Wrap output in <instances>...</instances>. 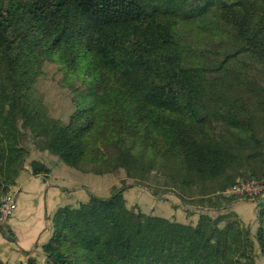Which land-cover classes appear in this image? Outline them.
<instances>
[{
    "label": "trees",
    "instance_id": "obj_1",
    "mask_svg": "<svg viewBox=\"0 0 264 264\" xmlns=\"http://www.w3.org/2000/svg\"><path fill=\"white\" fill-rule=\"evenodd\" d=\"M49 62L68 89L67 119L38 89ZM29 137L72 169L123 170L200 210L179 224L129 209L124 187L90 193L54 215L45 264H256L264 207L255 237L237 233L235 213L204 210H227L240 197L226 191L264 182V0H0V204Z\"/></svg>",
    "mask_w": 264,
    "mask_h": 264
},
{
    "label": "rangeland",
    "instance_id": "obj_2",
    "mask_svg": "<svg viewBox=\"0 0 264 264\" xmlns=\"http://www.w3.org/2000/svg\"><path fill=\"white\" fill-rule=\"evenodd\" d=\"M62 73L59 70L58 67V62L57 63H47L46 68L44 69V74L43 76L39 79L38 83V89L40 92L44 95L45 103L50 109L51 114L57 116V117H62V119H67L68 115V98L66 93V89L62 88L60 86V80H61ZM79 85L76 84L75 87H78ZM68 90V89H67ZM63 93V94H62ZM72 97H70V100L72 101ZM74 108V107H73ZM33 140L32 138H28L25 141V148L28 149L29 155L27 156L26 163H25V169L22 171L24 172H29L32 174V167L31 164L34 161H38L47 168L50 169V173L48 175H41L43 178H49L51 175L52 169H55L57 166L60 164L64 163L60 158L52 155L49 152H42L39 149H37L34 144L32 143ZM154 167L153 163L147 162L146 163V168L147 170L152 171ZM21 173V174H22ZM61 175L65 179V182L68 183H73L72 186L68 187L67 192L65 197L67 198L66 201H63L60 206L54 210L53 214L50 216L49 219V227L51 228V237L53 235V218L54 215L60 210L68 206H72L75 208H79L80 204L83 203L81 201L80 197L79 200L75 197V193L78 191H82L81 189H85V193L87 192L88 194L92 193L95 194L96 196L102 197V198H109L111 197L118 189H121L124 187V196L127 201V206L129 209L134 210L136 212H142L146 215H153V216H159L162 218H166L169 221L176 222L179 224L187 223L188 225H194L197 222H194L197 220V218L200 217V213L198 211V207L189 205V204H184L181 199L176 197L175 195L172 194H162L159 197L153 196L151 192H149L146 188L142 187L140 184L137 182H134L132 180H129L127 178V175L123 170L114 173V174H107V175H97L100 176L94 177L93 175H87L84 173L77 172L75 173L74 171H66V170H61ZM21 176V175H20ZM20 178V177H19ZM19 180V179H18ZM56 182L57 180H53ZM80 182V183H79ZM242 182L240 184L247 183ZM18 183V181H17ZM239 184V185H240ZM251 184V183H249ZM262 185L261 183H259ZM247 185V184H246ZM17 186V185H16ZM13 186L8 194L3 197L1 200L0 204V225L3 226L7 224L8 220L12 216L13 212L11 215L7 216L4 218V215L1 214V206L4 204V200L7 198H10V200L14 201L17 196V190H15V187ZM241 186V185H240ZM249 194L245 192V194H234L231 196H238L240 198H246V196H249L252 201L258 202V207H259V212L262 210L264 207V191H254L256 190L255 188H250ZM230 197V196H227ZM39 200L41 202H44V194L42 197H39ZM61 202V200H60ZM88 201L84 202L87 203ZM180 210V211H179ZM206 213H211L213 217H222L225 216V218L231 214L230 212H226V214L221 215V211H214V210H204ZM213 212V213H212ZM216 212L219 214L216 217ZM196 215V218L194 219L193 216ZM224 218V217H222ZM240 220L242 227L239 228L237 233H240L243 228L250 229L251 232L253 230L252 235L255 237L261 224L258 223L254 224V229L252 227H247L243 224V222ZM244 226V227H243ZM49 239V240H50ZM48 243V241L46 242ZM45 243V244H46ZM43 247H41L40 251H37V253L32 254L31 256H28L24 258L21 262L18 264H26L29 262L30 259H34L36 264H45L46 263V256L43 252ZM256 264H264V257L261 254V251L258 246H256ZM4 264H10L8 261H3L0 259ZM11 264H15L12 262Z\"/></svg>",
    "mask_w": 264,
    "mask_h": 264
},
{
    "label": "crops",
    "instance_id": "obj_3",
    "mask_svg": "<svg viewBox=\"0 0 264 264\" xmlns=\"http://www.w3.org/2000/svg\"><path fill=\"white\" fill-rule=\"evenodd\" d=\"M63 169L75 173L80 172L62 163L52 169L49 178H43L41 175L35 176L29 172L21 174L15 187L17 196L13 214L7 224L2 226L3 231L0 230V259L8 261L10 264L12 262L18 264L24 258L40 251L41 247L49 241L51 237L50 216L63 201H66V189L73 185V183L65 182L61 175ZM93 176L100 178V176ZM55 179L56 182L53 181ZM85 189L82 188V191L75 193L77 195L75 197L78 200L80 197L83 203L89 199V194L85 193ZM43 194L44 202H41L39 197L41 198ZM258 205L256 201L240 198L231 203L228 209L221 211L220 214L235 213L245 226L254 229V224L259 221ZM197 212L200 213V210ZM215 215L217 217L219 214L216 212ZM193 218L195 219L196 215ZM198 220L199 218L194 222H198Z\"/></svg>",
    "mask_w": 264,
    "mask_h": 264
},
{
    "label": "built area",
    "instance_id": "obj_4",
    "mask_svg": "<svg viewBox=\"0 0 264 264\" xmlns=\"http://www.w3.org/2000/svg\"><path fill=\"white\" fill-rule=\"evenodd\" d=\"M251 183V184H249ZM259 183H261L262 185H260ZM247 184V185H246ZM241 185V186H240ZM237 186H234L232 188H230L228 191H226L224 193L225 196H231L234 194H245L251 191L250 188H255L256 190L254 191H264V182H256V181H249L247 183L244 184H240ZM16 201V199H15ZM15 201L14 198L13 200H10V198H7L6 200H4V204L3 206H1V214L4 215V218H6L7 216L11 215V213L14 210L15 207Z\"/></svg>",
    "mask_w": 264,
    "mask_h": 264
}]
</instances>
